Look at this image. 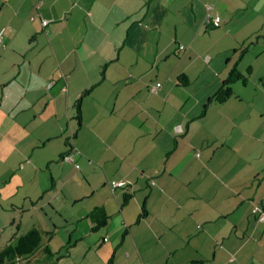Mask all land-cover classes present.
Returning a JSON list of instances; mask_svg holds the SVG:
<instances>
[{
  "label": "crops",
  "instance_id": "obj_1",
  "mask_svg": "<svg viewBox=\"0 0 264 264\" xmlns=\"http://www.w3.org/2000/svg\"><path fill=\"white\" fill-rule=\"evenodd\" d=\"M212 1L0 0V137L30 161L72 167L68 180L83 173L96 197L81 219L95 206L119 214L101 262L264 264L252 213H264V0H223L220 26L206 27ZM233 66L246 82L205 105ZM91 86L76 125L73 103ZM110 180L133 192L125 206Z\"/></svg>",
  "mask_w": 264,
  "mask_h": 264
},
{
  "label": "rangeland",
  "instance_id": "obj_2",
  "mask_svg": "<svg viewBox=\"0 0 264 264\" xmlns=\"http://www.w3.org/2000/svg\"><path fill=\"white\" fill-rule=\"evenodd\" d=\"M92 114L93 111L86 113L88 118ZM75 124L78 125L76 121ZM72 127L70 125L67 129L68 137H71ZM11 151L7 141L0 137V250L15 233L21 234L35 222H40L44 228L42 244L49 247L52 255L48 256L41 248L30 258L31 262L104 264L100 257L105 253L96 247L101 243L102 236L108 237V234L102 230L91 232L90 221L77 215V212H81V207H90L96 197V194L91 195L93 190L83 173L68 180L73 168L60 165L59 162L63 163L62 161L44 162L43 165L41 157L38 156L40 152L35 153L30 161V157L23 158L20 152ZM37 161L39 165L35 168L33 163ZM95 179L99 181L97 176ZM52 180L55 181L54 185ZM66 180L67 187L61 189L65 187L62 184ZM83 190L90 197L82 202L74 201V195L83 194ZM119 220V214L115 217L110 215L108 229L112 232L117 230L120 237L122 229L119 228ZM46 232L52 235H47ZM95 243L97 244L94 246ZM158 247L157 244L145 243L144 254L153 252L154 256ZM111 258V255L107 256L106 262Z\"/></svg>",
  "mask_w": 264,
  "mask_h": 264
},
{
  "label": "trees",
  "instance_id": "obj_3",
  "mask_svg": "<svg viewBox=\"0 0 264 264\" xmlns=\"http://www.w3.org/2000/svg\"><path fill=\"white\" fill-rule=\"evenodd\" d=\"M216 0L209 2L213 3ZM208 4V3H206ZM206 4L204 6H206ZM205 14H206V8H205ZM204 14V16H205ZM204 19V17H203ZM202 19V21H203ZM182 46V45H180ZM179 46V48H180ZM184 46H182L183 48ZM105 65L101 67V73L103 76V71L105 70ZM179 84L181 85H186L187 84V78L185 75H181L178 77ZM241 81L243 83L246 82V77L239 72V70L236 68V66H233L226 78L222 81L221 85L217 88V90L207 99V102L205 105L211 102H216V103H223L225 102L228 98H230L233 95V89L232 85L237 82ZM159 83V82H157ZM151 85L150 87V93H156L157 89L160 87L156 86V84ZM93 89V86L86 88L82 90L78 98L74 101L73 103V108H74V118L77 121L78 124L81 123L82 119V100L87 97ZM206 107V106H205ZM74 134H72V137ZM69 141L67 140L66 144L69 146L71 143H68ZM66 153H62L60 155L61 158H65ZM71 156V154H69ZM112 181V180H110ZM109 181V182H110ZM115 181H120V180H115ZM124 181V180H123ZM125 182V181H124ZM109 184V183H108ZM110 186V184H109ZM112 190L116 189H121L123 190L122 194V203L121 207L125 206L132 198L133 192L129 189V186L125 182L124 186L122 187H116L112 188ZM257 205V204H256ZM260 209H262L259 205H257ZM262 211V210H261ZM148 211L146 210L144 203L142 205V208L140 212L138 213L137 216V222L140 221L142 218H144L147 215ZM91 222L90 225V230L92 232H98L102 230L103 232L107 229L108 222L110 219V215L106 212L105 208L103 206H95L91 209V211L88 213L86 216ZM45 234L52 235L50 232H46ZM43 235L44 232H41L39 229L32 227L29 230L21 233V234H14L11 238V240L4 245V247L0 250V264H38L35 262H31L30 258L36 254L41 248L43 251L48 255L51 256V251L49 250V247L47 245H43ZM107 238L104 237L103 240L105 241ZM105 264H113L112 258L109 259Z\"/></svg>",
  "mask_w": 264,
  "mask_h": 264
},
{
  "label": "built area",
  "instance_id": "obj_4",
  "mask_svg": "<svg viewBox=\"0 0 264 264\" xmlns=\"http://www.w3.org/2000/svg\"><path fill=\"white\" fill-rule=\"evenodd\" d=\"M205 8H206V14L204 16L202 24L206 27L220 26L222 22L221 13L226 9L224 1L216 0L213 3L206 4ZM42 23L43 25H46L48 21L43 20ZM0 46L2 47L5 46L1 38H0ZM180 48H182V46H180ZM159 85H160L159 83L156 84V86H159ZM65 158L68 160L72 159L69 155H67ZM109 184L112 188H116V187L124 186L125 182L123 180H120V181L112 180L109 182ZM252 213L257 214L259 220L264 221V213L261 211V209L257 205H253Z\"/></svg>",
  "mask_w": 264,
  "mask_h": 264
}]
</instances>
